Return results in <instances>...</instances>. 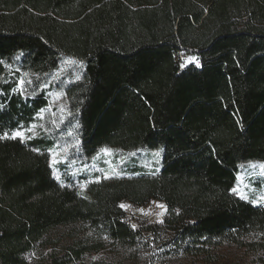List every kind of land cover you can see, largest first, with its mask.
I'll list each match as a JSON object with an SVG mask.
<instances>
[{
    "label": "trees",
    "instance_id": "obj_1",
    "mask_svg": "<svg viewBox=\"0 0 264 264\" xmlns=\"http://www.w3.org/2000/svg\"><path fill=\"white\" fill-rule=\"evenodd\" d=\"M180 51L203 66L180 68ZM0 57V135L33 123L68 68L65 129L84 162L106 147L162 160L81 190L54 179L52 138L0 139V264H84L162 232L188 254L230 243L264 264V203L231 192L241 164L264 163V0H0ZM21 78L27 99L12 91ZM151 199L164 221L133 227L121 202ZM78 223L96 239L51 236Z\"/></svg>",
    "mask_w": 264,
    "mask_h": 264
},
{
    "label": "rangeland",
    "instance_id": "obj_2",
    "mask_svg": "<svg viewBox=\"0 0 264 264\" xmlns=\"http://www.w3.org/2000/svg\"><path fill=\"white\" fill-rule=\"evenodd\" d=\"M68 63L69 61L66 62V64ZM69 74L68 68H63L49 77L48 95L52 94L49 95L50 106L38 115L43 117L42 120L34 121L38 127L32 135L34 137L45 135L52 138L54 143L50 149L55 144H59L63 148L67 143L69 152H71V145L79 139L73 132L69 136L70 131L65 129L68 121V101L63 93L69 83ZM58 92L62 93L60 99H57ZM61 107L65 109L63 113L58 110ZM54 120L55 124H53ZM61 120L65 122L61 123ZM39 125H43L49 131H43ZM57 129L59 130L57 131ZM106 148L111 149L114 155L106 156L102 151L103 148L89 162H84L80 158V150L75 155L61 151L59 158L67 157V162L56 166V175L61 177L59 181L63 185L75 186L83 190L91 181L125 174L134 163L145 171H157L162 164L161 153L159 156L154 154L157 151L142 149L127 152L119 148ZM133 153L135 156L132 155ZM105 159L109 163H103ZM262 163L261 161H249L241 164L243 167H239L238 181L235 185L241 193L249 197V201L255 204L264 203V200L260 199L264 197V170L259 167ZM253 164L257 166L255 169L251 167ZM121 204L126 206V209L123 208L126 218L135 227L148 223H161L160 221H164L168 211L166 203L160 199H151L145 204H135L124 200ZM158 205H164V207L161 208ZM51 236L59 239L60 245H68L76 239H96L93 233L84 231V226L81 223L60 226L51 232ZM96 259L120 264H261L259 253L230 243L209 248L204 254H188L183 247L178 246L175 237H172L168 232H162L156 236L147 234L138 245L132 247L108 241L103 250L86 256L83 263L89 264Z\"/></svg>",
    "mask_w": 264,
    "mask_h": 264
},
{
    "label": "snow or ice",
    "instance_id": "obj_3",
    "mask_svg": "<svg viewBox=\"0 0 264 264\" xmlns=\"http://www.w3.org/2000/svg\"><path fill=\"white\" fill-rule=\"evenodd\" d=\"M17 59H19V57H17ZM2 57H0V63H2ZM188 65H193L195 67H202V63L200 61V59L197 57V56H188L186 58H183L182 59V62L180 64L181 67H187ZM83 79L82 76H76L75 77V80L72 81L73 83H76V82H80L81 80ZM32 81H27V84H31ZM25 80L24 79H20L17 81L16 83V88H14L12 91H13V94H15L17 92V90H19V93L20 95L22 96V98H25L27 99V96H25ZM45 88L49 87V85H45L44 86ZM39 89V85L36 86V88H34L33 91H36ZM0 94H3V93H0ZM63 94H66V93H63ZM50 96L52 95L51 93L49 94ZM57 99H60L62 98V93H57ZM33 99H35V95L32 96ZM3 106L0 105V108H2ZM61 113H63L65 111L64 108H59L58 109ZM41 111H43V109H41ZM79 111V110H77ZM69 116H74L75 114L72 113L71 111H69L68 113ZM36 119H43L42 116H38L36 117ZM65 121L64 120H61V123H64ZM56 121L54 120L53 121V124H55ZM76 127H80V125L77 123L75 125ZM38 127V125L33 122V123H30L28 125L27 128H25L23 125H18L16 129H14L11 133L9 132H4L3 135H0V139H4V140H7V139H11V140H19L21 142H24L26 143L28 140H31L33 138H35L32 133L33 131ZM39 127L45 131V132H48L49 129L47 128H44L43 125H39ZM59 129H57L58 131ZM69 136L72 135L71 132L68 133ZM81 141L80 140H76L74 144L71 145V148H72V151L69 152V146L68 144L66 143L63 148H61V145L59 144H55L53 146V148L49 149V152H48V155H49V158H50V167L53 169L52 171V174H53V177L55 180L59 181L61 179V177L59 175H56V171H57V168L56 166H58L59 164L61 163H66L67 162V157H65L64 159H61L59 158L60 157V154H61V151L63 152H69L70 155H75L79 152V146L81 145ZM57 149H59V151H57ZM33 151H36V152H39V149H33ZM106 156H112L114 155V153L112 152L111 149H108V148H104L102 150ZM156 156H159L160 155V151H157L154 153ZM133 156H135V153L132 154ZM103 163H109V161L107 159H105L103 161ZM241 168L243 167V165L240 166ZM253 169H255L257 166L255 164H253L251 166ZM262 170H264V163H262L260 166H259ZM105 178H109V177H105ZM231 192L235 195H237L240 199L242 200H248L249 197L247 195H244L243 193H241V191L236 188V187H233L231 189ZM260 199L264 200V197H261ZM159 207L163 208L164 205H158ZM121 208H124L126 209V206L121 204L120 205ZM161 223L163 221H160ZM135 227V226H133Z\"/></svg>",
    "mask_w": 264,
    "mask_h": 264
},
{
    "label": "built area",
    "instance_id": "obj_4",
    "mask_svg": "<svg viewBox=\"0 0 264 264\" xmlns=\"http://www.w3.org/2000/svg\"><path fill=\"white\" fill-rule=\"evenodd\" d=\"M177 62H179V64H181L182 59H183V51H180L179 54L176 56ZM180 68H182L180 66Z\"/></svg>",
    "mask_w": 264,
    "mask_h": 264
}]
</instances>
